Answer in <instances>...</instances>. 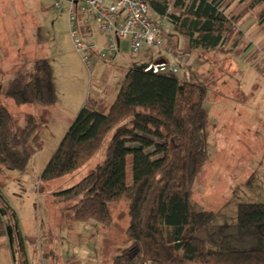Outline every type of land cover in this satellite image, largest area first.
Listing matches in <instances>:
<instances>
[{
	"label": "trees",
	"instance_id": "obj_1",
	"mask_svg": "<svg viewBox=\"0 0 264 264\" xmlns=\"http://www.w3.org/2000/svg\"><path fill=\"white\" fill-rule=\"evenodd\" d=\"M147 1L152 11L173 21L166 39L175 57L221 49L237 21L226 14L232 0ZM256 7H261L260 25L264 0H249L245 11ZM146 66L127 70L105 115L89 100L77 113L44 167L41 182L72 174L115 132L105 161L77 185L54 194L53 204L67 206L72 222L109 229L113 208L126 203L124 236L129 245L114 264H264V204L239 205L231 225L213 224V213L193 209L192 189L208 162L205 87L194 74L179 80L170 72L146 73ZM4 96L17 107L52 106L49 63L38 59L19 66ZM37 128L31 115L23 129L16 128L8 110L0 107V167L25 172Z\"/></svg>",
	"mask_w": 264,
	"mask_h": 264
},
{
	"label": "rangeland",
	"instance_id": "obj_2",
	"mask_svg": "<svg viewBox=\"0 0 264 264\" xmlns=\"http://www.w3.org/2000/svg\"><path fill=\"white\" fill-rule=\"evenodd\" d=\"M248 1L236 0L226 14L236 20L240 15H247L264 33V21L260 25L257 21L261 7L245 11ZM0 10L17 21L18 29L28 31L23 33L22 43L20 39L19 44L16 41L13 44L20 55L19 63L46 60L55 88L52 106L17 107L4 96L17 66L0 64V107L8 110L18 129L25 127L29 115L38 123L37 141L29 145L31 157L25 172L0 167V226L3 229L0 264H43L42 258L50 251L61 257L59 264H114V258L129 245L124 236L128 226L126 203L113 208L112 225L103 229L72 222L65 212L67 206L53 204V195L77 185L105 161L115 130L107 134L97 153L72 174L49 183L41 182L40 175L88 100L95 101L100 113L105 115L127 70L133 65L154 62L155 55L174 63L173 56L168 54L170 48L168 53L145 49L130 55L122 43L116 62L94 67L90 82L71 44L65 11L57 13L52 8V0H0ZM233 30L221 49L192 54L195 66L184 59L180 65L174 63L178 64L182 76L194 74L206 89L203 108L209 118L208 162L195 181L191 203L195 212L213 213L212 223L216 225L236 223L239 205L264 204V62L252 67V56L243 58L242 49L231 51L232 38L237 34L236 28ZM255 47L264 54V36ZM4 56L1 50L0 61ZM77 105H80L78 110ZM226 114L236 117L237 124L246 131L235 138L231 134L224 138L219 126ZM249 128L253 130L247 132ZM130 161L128 156V184Z\"/></svg>",
	"mask_w": 264,
	"mask_h": 264
},
{
	"label": "built area",
	"instance_id": "obj_3",
	"mask_svg": "<svg viewBox=\"0 0 264 264\" xmlns=\"http://www.w3.org/2000/svg\"><path fill=\"white\" fill-rule=\"evenodd\" d=\"M57 13L65 11L68 32L74 51L89 74L98 65H112L126 44L130 55L145 49L168 52L166 37L173 21L152 11L147 0H52ZM171 8L168 9L170 13ZM144 72L172 73L179 80L178 64L164 61L148 64Z\"/></svg>",
	"mask_w": 264,
	"mask_h": 264
},
{
	"label": "crops",
	"instance_id": "obj_4",
	"mask_svg": "<svg viewBox=\"0 0 264 264\" xmlns=\"http://www.w3.org/2000/svg\"><path fill=\"white\" fill-rule=\"evenodd\" d=\"M235 1L236 0H232V3L230 4L229 8L235 3ZM0 12H2V11L0 10ZM243 12L244 11H242V13ZM2 13L3 14L0 13V51L1 50L4 51L5 56L2 57L0 64H2L3 67H7L9 65H14V67L17 66L16 69H18L19 66H21L25 62L19 63L20 62L19 61L20 55L18 54V51L13 46V44L16 42H17V44H19L20 42H18V41L20 39H21V43H22V37L25 34L24 32H28V31H25V30L21 31V29H18L17 28V21L14 18L13 19L9 18L8 15H6L7 13H5V12H2ZM246 17H247V15L243 16V17L240 15L239 19L237 20V22L234 25V28H236V32L238 35L236 34L237 35L236 36L234 34V36H236V37L234 38V36H233V38H232L231 45H233L234 47L231 49V51H237V49H242L243 58L252 56L251 58H253V61L251 63V66L256 67V66L260 65V63L264 62V54L257 51V48L255 47L257 42H259V40L261 38H263L264 33L257 29L258 28L257 24H255V21L253 19H247ZM233 33H234V30H233ZM12 34L14 35V38L11 37ZM11 38L14 39L12 42L10 41ZM236 38H238V39H236ZM243 42H246L247 44L244 45ZM15 46H16V44H15ZM254 52H256V54L252 55ZM20 53H22V52H20ZM168 54L171 55V57L173 56V58H174L173 61H175L179 65L181 64V60L184 59L185 61L189 60L191 62V64L194 63L193 66H195V62H194L195 60H193V58L189 55H185V56H181V57H175L172 52H169ZM36 60H38V59H36ZM161 61L169 63L167 58L161 57L160 55H155V61L154 62H148V63L144 62L142 64L148 65V64H152V63L161 62ZM15 62H17V64ZM174 63L171 61L170 64H174ZM262 68H264V66ZM52 80H53V78H52ZM53 87H54V81H53ZM54 98H55V88H54ZM97 98H99V96L96 97V99ZM79 106L80 105H77L76 110H78ZM224 113H225V111H224ZM226 116L227 117H221V119H220L221 122H220V126H219V131L223 134L224 138L225 137L227 138L228 134H231V136L233 138H235V137L239 136L238 134L244 133L246 131V128L244 126H241L242 127V129H241V127L237 124V122L239 120H236V117H231V115H227V114H226ZM208 120H209V118H208ZM252 130H253L252 128L251 129L249 128L247 132H250ZM192 196H193V194H192ZM191 202H192V198H191ZM90 225H93V224H90ZM93 226H95V225H93ZM60 258L61 257L57 256L56 253H54V251H50L49 253L44 255L42 260H43V264H46V263L47 264H59L58 263L59 261H60V263H62ZM50 260H52L51 261L52 263L49 262Z\"/></svg>",
	"mask_w": 264,
	"mask_h": 264
}]
</instances>
